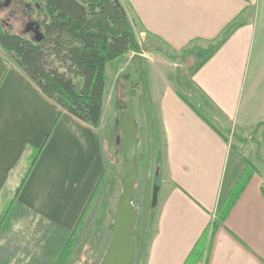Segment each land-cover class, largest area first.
Wrapping results in <instances>:
<instances>
[{
  "label": "crops",
  "instance_id": "obj_1",
  "mask_svg": "<svg viewBox=\"0 0 264 264\" xmlns=\"http://www.w3.org/2000/svg\"><path fill=\"white\" fill-rule=\"evenodd\" d=\"M121 2L141 40H157L177 52L215 49L223 33L240 24L215 53L211 49L198 65L194 61L185 79L232 133L247 138L264 122V0ZM158 61L164 68L154 75L149 92L154 166L160 165L153 173L161 172V182L150 209L144 264H185L206 233L205 250L193 264H264V145L258 157L256 149L255 158L247 159L258 168L226 220L214 228L246 156L182 98L178 84L191 97L192 89L185 75L178 80L170 59L145 56L144 65ZM191 62L192 57L187 66ZM141 91L144 98V87ZM105 103L106 97L97 129L46 96L0 46V200L16 191L33 150L41 148L17 200L45 221L73 231L105 170ZM257 129L263 142L264 125Z\"/></svg>",
  "mask_w": 264,
  "mask_h": 264
},
{
  "label": "trees",
  "instance_id": "obj_2",
  "mask_svg": "<svg viewBox=\"0 0 264 264\" xmlns=\"http://www.w3.org/2000/svg\"><path fill=\"white\" fill-rule=\"evenodd\" d=\"M37 2L39 4L37 17L41 21L45 38L37 42L31 35L13 32L12 28H4L0 23V46L46 96L74 116L99 129L110 84L109 69L130 52L143 51L125 6L121 0H38ZM239 26L240 24H234L223 33L211 55ZM165 55L175 59L169 52L165 51ZM180 85L178 84L180 95L187 101ZM187 102L198 115L210 123L208 113L204 109L195 107L189 100ZM263 124L264 122H260L257 127ZM40 151L41 148L33 150L28 169L16 191L12 195L6 192L1 196L0 234L11 230L14 222L20 218L37 216L17 200V195ZM103 158L105 170L76 228L69 232L53 222L40 218L47 227L39 243L35 245L38 251L26 252L29 256L27 264L69 262L79 241L85 216L111 169L104 150ZM157 168L160 170V165ZM255 171L253 165L248 163L218 208V219L213 223L214 228L226 220ZM136 198L137 189L134 187L133 200ZM206 235L207 233L198 241L185 264H193L201 257L205 250ZM16 253L11 252L9 245L0 246V264H10Z\"/></svg>",
  "mask_w": 264,
  "mask_h": 264
},
{
  "label": "rangeland",
  "instance_id": "obj_3",
  "mask_svg": "<svg viewBox=\"0 0 264 264\" xmlns=\"http://www.w3.org/2000/svg\"><path fill=\"white\" fill-rule=\"evenodd\" d=\"M9 10L10 8L0 9L1 25L7 28L4 21L9 22L13 24L11 29L13 32H21L23 30L22 22L19 18H10L8 16ZM138 39L143 47V51L141 53L130 52L109 69L110 84L106 95L105 121L103 129L101 128V132L107 134V138L104 141V152L107 156V160L110 162L111 169L102 182L100 190L94 197L90 209L85 216L75 252L67 264H100L103 259L102 255L104 257L106 253L108 240L112 236L116 208L123 191L122 178L126 159L124 157L122 145L118 143L117 139L121 133L120 118L124 111H128L132 114L138 127V148L136 157L138 164V180L135 186L137 189V198L132 201V204L138 210V220L135 227L140 228L142 224L143 190L148 163V125L141 87L143 88L146 83L150 89V85L154 81V75H156L157 72L160 73V69L164 68L159 64V61L155 65L152 63H147V66L146 64L144 65L145 56L146 58L159 55L165 57V51L169 52L175 59L166 57L170 59V63H172L176 69L177 78L180 79V75H185V79L190 75L194 61H197L196 65H198L201 58H204L205 55L215 47L209 45L207 49L198 47L177 52L171 50L163 42L157 40L147 42L141 40L139 37ZM190 57L193 58V62L190 63L191 65L187 66ZM190 66H192V69L189 72L186 69ZM142 69L144 70L142 71ZM185 85L192 89V93H190L192 97L187 94L185 86L180 85L185 96L194 106L204 109L208 113V118L219 127L222 133H224L230 146L236 151H239L243 157L246 156V164H252L253 168L257 170V165L247 159L249 157L255 158L256 149H258L256 153L258 157V152H261L263 148L264 141L259 142L257 140L260 137L258 135V127L255 128L247 138L232 133L222 122L221 116L216 115V111L213 110L204 97L189 84L188 80H186ZM197 92L198 95L195 94ZM158 166L159 163L156 161L154 171ZM23 173L24 172L17 177V183H19ZM152 178V181L156 183V185L160 184L161 172L159 176H156L154 172ZM15 187L16 186L13 188ZM46 227V224L40 221V217L31 215L16 220L11 230L0 234V246L9 245L11 252H17L10 264H27L29 256L26 252L30 251L36 253L38 251L35 245L39 243V239L46 230ZM135 241L136 256L132 264H137L138 252L141 245V239L138 236L135 237Z\"/></svg>",
  "mask_w": 264,
  "mask_h": 264
},
{
  "label": "water",
  "instance_id": "obj_4",
  "mask_svg": "<svg viewBox=\"0 0 264 264\" xmlns=\"http://www.w3.org/2000/svg\"><path fill=\"white\" fill-rule=\"evenodd\" d=\"M10 1L6 0L5 6ZM28 32L32 33V38L37 42H41L45 38L40 24H27L22 33ZM143 105L148 125V163L144 185L142 224L140 228H135L138 220V210L132 204L134 187L138 180V164L136 162L138 127L132 114L124 111L120 118L121 133L117 139L118 143L122 145L126 159L122 178L123 191L116 208L109 246L100 264H132L136 252V236L141 239L137 264H144L150 209L156 206L159 192V186L156 184L152 185L155 159V130L150 106V92L146 83L144 85Z\"/></svg>",
  "mask_w": 264,
  "mask_h": 264
},
{
  "label": "flooded vegetation",
  "instance_id": "obj_5",
  "mask_svg": "<svg viewBox=\"0 0 264 264\" xmlns=\"http://www.w3.org/2000/svg\"><path fill=\"white\" fill-rule=\"evenodd\" d=\"M37 1L38 0H11L10 3L7 6H5L6 0H3V1H0V9L10 8L8 12V16L10 18H19V20L22 22L23 29H24L25 26L29 23L40 24L41 22L40 20H38V17H37L38 8H39V4ZM4 23L7 28H12L13 26V24L9 22L4 21ZM41 29H42V26H41ZM25 34L32 36V33L30 32L25 33ZM143 195H144V190H143ZM135 256H136V252H135Z\"/></svg>",
  "mask_w": 264,
  "mask_h": 264
}]
</instances>
